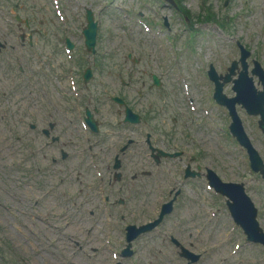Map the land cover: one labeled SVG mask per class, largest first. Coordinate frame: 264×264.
Masks as SVG:
<instances>
[{
  "label": "rangeland",
  "instance_id": "rangeland-1",
  "mask_svg": "<svg viewBox=\"0 0 264 264\" xmlns=\"http://www.w3.org/2000/svg\"><path fill=\"white\" fill-rule=\"evenodd\" d=\"M26 1L35 12V17H33L35 24H39L40 21L41 23L45 22L48 30L46 31L48 32L47 37L50 38V32L56 30V25L51 20L52 14L50 8H47L45 5L46 0ZM119 1L122 5L124 4V0ZM251 1L252 8L249 13L251 15H253V12L257 14V22L254 23H257L259 25V13L261 12L263 7V0ZM185 5L194 15H197L200 12L195 0H186ZM234 9L236 12L237 8L235 7ZM107 16L108 14H104L101 20L107 21ZM47 21H50V25L52 27L47 23ZM113 22L116 23L117 20L114 19ZM114 33L115 35H117L120 33V31L116 29ZM116 42H118V40H116ZM53 44L54 42H51L47 45V43H45L44 41H39L40 49L43 51L45 57L51 64L57 63L59 59L52 53L51 47ZM259 45H263V49L261 50V57L264 58V43H261ZM114 49H118V46L116 45ZM258 55H260V53H258ZM8 60L10 61V57L7 53H4L1 56L0 60V185L4 187H10L12 191L16 192V188L20 183L23 182V179H26L27 181L32 180L33 184L37 186L36 189L30 188L29 185H25L23 187L20 185L19 187L21 189L17 191V195L20 196L24 204L29 207L32 205L35 199L40 200V203L42 202L41 196L45 190L46 192L51 191L49 194L50 197H48L49 204L44 208L46 212L40 213L41 208L37 206L34 209L33 213L34 219H31L29 225L32 226L33 224L34 227L31 229L33 231H38L41 227L39 219L48 218L51 221H56L59 226L67 229V239L59 238L57 235L52 234L48 236V239L50 241H58V243L61 244V248L66 252V256L70 260L73 259L76 262L87 264L84 258V254L93 255L94 251H97L98 248L101 249L103 233L102 222H100V228L97 234H94V230L97 228V226H95L94 223H91L87 218H84L83 222H81L78 214L77 216H75V209L77 208L78 196L80 191L82 189H84L83 191H86V187L91 185L92 178L89 177V175V178H87L85 182L82 181V179H80L79 173L72 172V169L75 167L73 162H68L65 166H63L62 163L58 166L49 165V156H56L57 152L53 148L43 149L45 145L44 140L40 136V134L30 132L27 129L28 123L33 122L45 127L47 120V113L45 112H47L48 110L45 108L42 102L37 106L29 105L28 102L23 98L26 91L24 89L22 90V94L14 98H10V95H8L7 93L2 95L3 92H8V86L6 85L5 79L12 73L13 70L16 72L15 64H13V67L11 65H8ZM30 63L33 64L31 61ZM108 64L111 66L113 72L117 70L122 71L123 74L127 72L125 70V67H123L121 64L120 54L118 55L117 59L115 58L111 61V63ZM108 75H113V73L108 72ZM108 79L110 82L114 83V76H111V78L109 77ZM116 90L118 89L116 88ZM174 95L178 97L176 94ZM133 99H136L134 95ZM162 102V105H165V113L163 116H160L159 112L157 113L158 116L154 114V117H158L156 118L157 120L154 123L160 126L161 133L163 132V130H166L167 132H169V134L172 135V139H174V137L179 139V137H176L174 133L170 131L172 124L171 118L173 115V111L178 104V100L177 98L168 95L163 99ZM101 110L105 111L107 110V108L105 106H101ZM144 111L146 110L144 109ZM14 127L16 133H24L25 137L33 141L36 149L35 151L37 152L36 158H30L27 151L20 148L17 144H15V147H10L12 139L9 133L14 131ZM59 128L60 126H58L57 129ZM208 134L209 133H206V135ZM163 135H165V133ZM165 139L169 141L168 138ZM253 139L256 142V146L260 147V140L256 137H254ZM212 142L213 138H211L209 149L214 152V146ZM214 154L216 153L214 152ZM217 157L218 159L215 161V163L213 162L214 158L211 157L212 168L216 170L222 177H225L226 175H233L236 168H231V160L220 157L219 155H217ZM15 166L19 167L21 171H16ZM17 179L19 180V183L14 182ZM127 181L130 182L128 178ZM132 185H135V187L139 186L138 183H132ZM165 189L166 186L163 185V190ZM131 193L132 197L129 199V201H127L128 207H126V209L131 210L133 213L134 211H136L133 215H136V213H138L139 217L137 216V220L136 218H133L131 216L130 219H127V222L124 223L140 224L152 218L155 214V203L150 186L148 184L146 186L142 185V188L139 189L137 193H133L132 190ZM2 200L3 202H9L10 205L18 208L17 206H14L11 203L10 199L4 195L2 197L0 195V201ZM180 209L181 206L179 205L174 214L167 220V226L171 227L172 223L180 222L187 231V223L186 220H184L183 216V218H181ZM8 217L9 215L5 212H2V215L0 214V250L2 253H4V259L0 258V264H49L40 257L41 255L48 258L51 263L57 264L54 260L45 256L42 252H39L36 245L32 244L31 242H26L20 236L13 233L4 223V219ZM75 218H77V220ZM64 221H66V223L69 225L66 226L65 224H63ZM84 224H87L88 229H90L86 234L84 232V226H82ZM77 226H79V228ZM195 226L196 225L194 224L193 228L191 229L192 234L196 228ZM121 227L122 224L120 225V228ZM6 243L9 245L8 249L2 247ZM78 246L79 248L77 249ZM227 250L228 248L225 250L224 254H221L216 258L213 257L211 261L214 260L216 264V259H223L227 254ZM78 251L80 252V256L78 254ZM232 259L233 260L230 264H236L237 260H242L244 262L249 261L253 262L254 264H264V256L256 249H253L252 251H246L242 256H236ZM146 261L148 260L146 259Z\"/></svg>",
  "mask_w": 264,
  "mask_h": 264
},
{
  "label": "bare ground",
  "instance_id": "bare-ground-1",
  "mask_svg": "<svg viewBox=\"0 0 264 264\" xmlns=\"http://www.w3.org/2000/svg\"><path fill=\"white\" fill-rule=\"evenodd\" d=\"M185 217H186V214H185ZM186 219H187V217H186ZM12 237V236H11ZM43 260H45L46 262H48L49 264H53V263H51V261L48 259V258H46V257H44V256H40ZM42 264H46V263H42Z\"/></svg>",
  "mask_w": 264,
  "mask_h": 264
}]
</instances>
